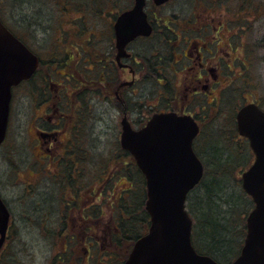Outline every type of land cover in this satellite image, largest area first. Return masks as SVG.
Listing matches in <instances>:
<instances>
[{
	"label": "flooded vegetation",
	"instance_id": "af4514ba",
	"mask_svg": "<svg viewBox=\"0 0 264 264\" xmlns=\"http://www.w3.org/2000/svg\"><path fill=\"white\" fill-rule=\"evenodd\" d=\"M108 1L103 4L104 0H0L3 24L39 59L33 75L12 88L9 124L0 151L9 142L17 91L26 86L27 95L34 99L31 104L34 112L30 145H36L38 166L49 164L54 168L42 170L53 171L47 176L49 181L44 192L29 187L22 191V196L18 197L21 214H17L0 193L10 214L6 239L0 250V264H4L5 252L18 219L32 225V217L37 212L46 219L36 222L35 218V224L41 229L48 230V227L57 224L58 231H64L63 234L58 233L60 238L55 244L59 249L53 259L57 261L54 264H125L131 244L125 249L123 225L114 217V192L110 189L116 184L115 194L120 193L123 200L125 185L119 186L123 181L113 179L114 174H111L103 178L98 187L96 166L92 164L85 168L81 165L86 160L81 153L88 150L79 146L83 128L88 138L90 133L85 143L93 147L97 142L93 125L95 118L92 117L87 128L82 118L84 109L89 107L88 102L95 96L101 99L102 95L123 114L120 139L124 119L138 130L156 115L175 114L193 118L200 129L194 148L201 161L203 158L196 145L201 141L203 132L221 113L222 102L227 101V106H230L236 100L237 87L233 84L236 79H233L221 91L223 98L214 96L215 101L209 102L212 92L220 90L228 81L222 76L226 66L230 68L240 63L247 69L244 61L246 54L243 61L240 57L244 44L239 40L252 36L255 23L262 18L259 15H263L262 5H256L255 0H203L207 4L201 5V14L178 15L162 13L178 0H169L161 5L154 0H144V12L151 31L131 40L118 59L115 25L122 12L112 17L109 24L101 22V19L108 20L113 15L107 9ZM209 1L215 4H208ZM135 4L136 0L126 1L122 11H133ZM57 5L63 6V15L68 12L80 15L71 21L68 28L61 30L60 27L58 37L50 34L49 25L50 17H53L50 12L56 11L54 8H59ZM66 6L68 10H65ZM210 7H218L221 11L210 10ZM90 8L96 21L90 19ZM138 17L137 14L133 16V27L145 30ZM76 21H81V26L76 25ZM103 24L107 26L105 31L90 30ZM98 41H104V47H98ZM53 43L57 46L51 49L49 44ZM79 48L87 52L89 59L81 56ZM99 50L105 52L99 54ZM43 53H52V57L43 58ZM81 61H84L83 66ZM125 74L131 80H125ZM223 77L224 83L220 82ZM137 86L143 88L141 95L132 90ZM139 96L144 99L137 103L138 107H134L130 98ZM155 99L157 101L150 105V101ZM251 103L264 110L260 101H249L242 104L238 111ZM233 130L238 134L236 116ZM119 145L122 149L121 143ZM122 152L125 151L122 149ZM116 162V169L125 167V159L117 158ZM116 169L113 171L116 172ZM46 199L50 205L45 207ZM24 201L30 207L24 206ZM59 214H62L61 220L52 223L51 217Z\"/></svg>",
	"mask_w": 264,
	"mask_h": 264
},
{
	"label": "water",
	"instance_id": "95a60500",
	"mask_svg": "<svg viewBox=\"0 0 264 264\" xmlns=\"http://www.w3.org/2000/svg\"><path fill=\"white\" fill-rule=\"evenodd\" d=\"M161 5L169 0H154ZM144 0H136L131 12L120 15L116 25L118 59L127 43L150 32L143 11ZM139 15L143 27H133ZM126 55V54H125ZM31 53L0 19V145L5 139L11 89L29 79L38 66ZM238 132L250 142L254 163L242 174V187L254 208L247 217V234L238 257L229 264H264V111L256 104L237 114ZM122 147L129 151L146 179L148 232L138 239L125 264H221L197 252L192 242L193 220L186 208L190 192L201 182L204 166L193 143L199 126L191 117L162 114L136 131L122 121ZM10 214L0 197V250L5 242Z\"/></svg>",
	"mask_w": 264,
	"mask_h": 264
},
{
	"label": "rangeland",
	"instance_id": "374dc122",
	"mask_svg": "<svg viewBox=\"0 0 264 264\" xmlns=\"http://www.w3.org/2000/svg\"><path fill=\"white\" fill-rule=\"evenodd\" d=\"M126 1L129 0H109L107 3L108 11L113 13L112 16L108 18V20L101 19V22L105 24H109L117 13L123 12ZM107 0H104L103 4H105ZM111 2V3H110ZM256 5H262L263 12L259 15L262 16L254 25V31L252 36L249 38H242L239 41H242L244 47L241 48V60L243 61L244 54H246L247 58L245 57V62L247 64V69L244 68L240 63L237 66H231L228 68L225 67V70L222 73V76L228 78L226 81V85L224 87L215 89L210 96L209 102L215 101L213 98L214 96H221V91L227 87V85L233 80L236 79L233 84L237 87L235 90L236 100L230 106H227V101L222 102L221 105V113L217 115L215 121L210 123L206 130L203 132L201 141L197 143L198 152L202 155L203 161H208V152L211 148H208L207 142L212 138H217V134L214 130L220 129V140H223L222 136V129L230 127L233 130L235 125V116L236 112L242 106V104H246L247 102L251 101H260L262 107H264V0H255ZM207 2L203 0H178L176 2L171 3L167 8H165L162 13H176L178 15H187L192 13H199L201 14V5L205 6ZM208 4H215V2H208ZM218 5V3H216ZM72 7L71 5H69ZM59 8H54L56 11L50 12L53 17H50V34L55 36H59L60 27L66 29L76 18H79V14H75L74 12H68L63 15V6ZM63 8V9H62ZM52 11V7H50ZM69 8L66 6L65 10ZM71 9V8H70ZM210 10H217L221 11L218 7H210ZM72 10V9H71ZM91 21H96V16L94 11L90 8ZM118 15V14H117ZM81 21H76V25L81 26L79 24ZM106 25L96 27V29H90L91 31H105ZM95 42V39H92ZM107 41V40H106ZM52 42V41H51ZM108 43V41H107ZM221 42L220 45H222ZM57 44H49L51 49L55 48ZM98 47H104V41H98ZM85 48V46H84ZM93 48V45H92ZM78 52L81 53V56H85L89 59V55H87L86 51L82 48H79ZM104 50H99V54L104 53ZM43 58L52 57V53L41 55ZM102 59L104 60L105 57L102 55ZM81 66L84 65V61H81ZM54 69V68H53ZM100 69V68H99ZM101 70V69H100ZM233 70V72H231ZM127 74V73H126ZM125 74V80H131L130 76ZM238 77V78H237ZM220 82L224 83V77L220 80ZM132 90L137 91V95H141V91L143 88L139 86L133 88ZM143 92V91H142ZM134 96V93H131ZM101 99L98 96L92 99V101L88 102L89 107L84 109V126L87 128L91 125L92 117L95 118V122L93 125L95 126V138H97V142L94 143V146L90 147L89 143H85L90 138L84 134V128L82 133L84 135H80L79 139V146L81 148H87L88 150L85 153H81L85 155L86 160L81 162L83 167H88L90 165H95L96 170H98V174L101 175V172L104 170L110 171L113 166L117 163L114 158H118L122 154V151L119 150V143H120V131H121V120L123 114L120 112L119 108H114L110 101L104 100L102 95ZM245 96V99H244ZM217 97V98H218ZM223 98V96H221ZM248 98V100H246ZM143 97H132L130 101L133 103L134 107H138L139 102L143 101ZM15 106H14V115H13V124H12V131H10L9 142L8 145L5 146L3 150L0 151V193L4 198H6L10 205L15 209L16 213L21 214L22 209L20 204H18V197L22 196V191L26 188H33L34 190L44 192L47 186V176L52 175L53 171L47 170L43 172L42 170L50 167V169L54 170L52 166L49 164H45L44 166H38V158L39 154L34 149L36 145L31 146L30 141L32 137V128H31V117L34 112V108L31 104L34 102L31 96L27 95L26 86L21 87L17 91V95L15 97ZM157 101L151 100L150 105ZM247 101V102H246ZM149 103V102H143ZM135 104V105H134ZM142 104V103H141ZM35 106V105H34ZM33 108V111H32ZM264 109V108H263ZM138 113V112H137ZM137 113H134L137 116ZM213 115V114H212ZM91 117V119H90ZM91 121V122H90ZM31 128V130H30ZM94 135V133H93ZM228 135H225L227 137ZM240 140L239 137L235 138V143ZM215 141V140H214ZM119 145V146H118ZM17 148H19L17 152ZM121 149V148H120ZM35 150V151H34ZM212 150V149H211ZM228 155V150H224ZM251 151V150H250ZM17 153V154H16ZM16 154V155H15ZM243 157H246V153H243ZM119 159V158H118ZM254 155L251 151L249 162L245 165L239 164L237 165L231 173L226 176L222 177L220 173L214 171L212 166H207V174L205 176L207 181L213 173H217L216 175L219 176V181L223 186H225V194L228 197H233L236 200L240 197L241 192H244L242 188L241 176L242 172L245 171L253 162ZM106 162V163H105ZM105 163V164H103ZM241 166H245L242 168ZM213 172V173H212ZM208 175V177H207ZM47 179V180H46ZM139 183V181L137 182ZM33 186V187H32ZM53 187H55L53 185ZM201 187V186H200ZM200 187L191 193L189 200H188V210L191 212L192 217L194 219V225L197 223V233H199L198 218L194 216L196 207H199L201 201L204 200V190ZM58 188V187H57ZM61 190L62 187H59ZM48 191V189H47ZM245 193V192H244ZM246 194V193H245ZM247 198L249 196L246 195ZM201 199V200H199ZM100 202V201H98ZM25 203V201H24ZM26 207L28 206L26 203L24 204ZM242 208V212L237 210L236 214L240 212V215H236L234 218L233 223L237 224V227L240 231V224L242 223V227L246 228V215L243 222V215L244 211L246 210L243 204H240ZM32 208H35L32 206ZM222 210H226L227 206L222 205ZM41 209V208H40ZM37 212L36 215L32 217L33 224H25L21 219H18L16 226L13 229V237L11 238L10 244L7 247L5 252L4 264H54L56 259L53 261L54 257L57 255V250L59 246L55 244L60 237L58 233L63 234L64 231L60 229L58 231V227L56 222L61 220L62 214L54 215L51 217L52 223L56 224L53 227H48L49 229L46 230L44 227L41 229L38 225L35 224L36 222H40L45 219L42 214ZM231 215L227 217L230 219ZM240 218V219H239ZM46 220V219H45ZM49 221V222H51ZM236 221V222H235ZM242 221V222H241ZM240 223V224H239ZM47 228V227H46ZM57 232V233H56ZM239 232L235 233L236 239L239 240ZM242 237L241 246L245 240L246 230L244 233H240ZM199 239V237H198ZM128 244H133V242H126L125 249ZM60 250L62 251L61 245ZM202 251H204L202 249ZM238 251V250H237ZM203 254H205L203 252ZM235 259V258H233ZM57 262V261H56Z\"/></svg>",
	"mask_w": 264,
	"mask_h": 264
},
{
	"label": "trees",
	"instance_id": "16d2710c",
	"mask_svg": "<svg viewBox=\"0 0 264 264\" xmlns=\"http://www.w3.org/2000/svg\"><path fill=\"white\" fill-rule=\"evenodd\" d=\"M216 117H214L211 122H214ZM214 131L218 134L220 133V129ZM221 131L223 136L222 141L217 134V138H212L206 143L208 148H211L212 150H209L208 161H205L204 164L206 170L207 166H212L214 171L218 173L222 171L220 175L226 177L237 165H243L244 163L246 165L249 162L251 151L248 142L243 138H240L235 130L228 127ZM225 135L228 136L225 137ZM238 137L240 140L235 143L234 140ZM119 150L122 151L120 147ZM224 150H228L229 154L227 155ZM244 152L246 153V157L241 158L243 157ZM117 157L119 160L125 159V167H117L116 169V166H113L110 171L103 170L101 175L98 174V170H96V177L99 182L98 187L102 183L103 178H106L107 176L110 177L111 174H114L113 179H121L123 181L119 185L121 186L123 183L125 185V195L123 196V200L122 197L120 199V193V195L115 194L116 184H113L110 188L112 193L114 192L112 195L114 197V200L112 199V208L114 211V217H116L118 222L123 225L121 230H124L125 243L135 242L138 238L147 233L150 225V217L146 212L145 207L146 181L131 154L128 152H122V154ZM116 159L117 158L115 157L114 160ZM241 167L244 168L245 166ZM115 169L117 170L116 172L113 171ZM209 173L210 177H208ZM206 174L207 171L205 176ZM216 174L217 173H213L211 175V172H208L207 177L209 179L205 181L206 178L204 177L201 184L195 189L197 190L201 186L200 189L202 188L204 190V200L201 201L199 207H196L194 214L197 218L200 216L198 219L200 231L197 233L196 223L193 228V242L199 252H204L213 257L216 261L227 264L232 262L234 260L233 258H236L239 255L242 248L241 242L243 237L240 233H244L246 230V228L244 229L242 227V223H239L241 228L240 231L237 224L233 223L236 215H240V212L243 211L240 204H243L246 209L242 217L243 222L245 215L246 217L248 216L249 212L253 209L254 204L252 199L250 197L247 198L244 192H241L240 197L237 198L238 200L226 196L224 193L225 186L221 184L218 180L219 176ZM138 181L139 183H137ZM47 201L48 200L46 199V202H44L46 203L45 207L50 205V202L47 203ZM222 205L227 206V209L222 210ZM237 210L240 212L236 214ZM229 215H231V218L227 219ZM236 232H239L237 233L240 237L239 240L236 239ZM56 236L58 235H55V237ZM202 249L204 251H202Z\"/></svg>",
	"mask_w": 264,
	"mask_h": 264
}]
</instances>
